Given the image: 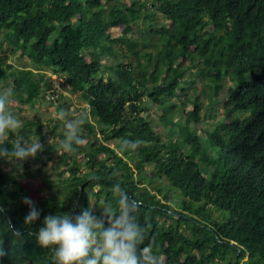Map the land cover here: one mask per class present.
<instances>
[{
  "label": "trees",
  "instance_id": "obj_1",
  "mask_svg": "<svg viewBox=\"0 0 264 264\" xmlns=\"http://www.w3.org/2000/svg\"><path fill=\"white\" fill-rule=\"evenodd\" d=\"M137 26L143 33L133 38ZM1 36L33 66L14 69L0 57V80L11 78L14 103L31 105L48 92L45 72L52 71L94 123L84 117V143L73 155L42 143L37 158L56 163L54 177L30 168L16 177L0 159V226L10 220L24 232L19 240L0 233V264H54L53 251L23 229L24 197L41 210L36 230L56 212L90 208L101 216L110 205L118 213L116 182L141 201V247L161 264H264V0H0ZM226 81L222 117L212 126ZM201 94L210 101L203 116ZM151 108L165 133L154 127ZM66 111V119L82 116ZM199 122L210 126L204 136L192 125ZM27 125L43 139L38 124ZM26 126L8 132L5 146L28 139ZM125 139L140 143L122 150ZM157 179L177 199L150 190Z\"/></svg>",
  "mask_w": 264,
  "mask_h": 264
},
{
  "label": "clouds",
  "instance_id": "obj_2",
  "mask_svg": "<svg viewBox=\"0 0 264 264\" xmlns=\"http://www.w3.org/2000/svg\"><path fill=\"white\" fill-rule=\"evenodd\" d=\"M13 96L12 89H0V134L21 127L22 121L5 111ZM57 116L66 119L67 114L61 109ZM85 123L83 116L66 119L59 145L61 150L74 152L75 146L84 143L81 131ZM139 143L125 139L122 150L135 149ZM5 144L0 141V159L16 163L35 158L44 150L40 141L29 139L17 140L11 147ZM112 191L118 198V213H113L110 205L103 207L101 216L94 215L90 208L75 216L71 212H56L44 216L36 230H32V225L40 220L41 210L30 197H24L23 203L29 211L24 217L23 229L34 236L42 248L53 251L54 264H161L159 255L150 246L141 247L146 233V228L137 221L141 201L129 195L120 182L112 185ZM3 211V205H0V214ZM2 232L17 240L24 235L22 229L14 227L10 220L0 226ZM4 255L0 248V257Z\"/></svg>",
  "mask_w": 264,
  "mask_h": 264
},
{
  "label": "rangeland",
  "instance_id": "obj_3",
  "mask_svg": "<svg viewBox=\"0 0 264 264\" xmlns=\"http://www.w3.org/2000/svg\"><path fill=\"white\" fill-rule=\"evenodd\" d=\"M126 1V0H124ZM160 17V16H159ZM141 33H143L141 26H137L133 29V32L131 36L133 38H139L141 37ZM2 36L0 38V57L2 58L3 62L5 64H8L14 69H32L33 66L31 65L30 60L24 56H20L19 54L12 55L11 48H9L2 40ZM150 51H153V49L150 48ZM5 68V65L2 66ZM35 71V70H34ZM9 71H7L8 73ZM46 76H50L51 79V88L48 92L45 94H42L33 104L31 105H17L13 101L6 107L5 111L12 113L15 115L18 119L22 121L21 127L14 131L15 134L20 132L22 128H25L27 122H31L35 125L40 126V135L43 137L41 139L39 136L35 135L36 127H28L30 130V136L29 140L32 141H40L41 144L44 142V144L50 146L53 144H57L61 142L60 139H58L59 134L62 131L63 125L66 123V119H59L57 116V110L56 107L58 105H62L63 110L67 112L69 111H77L79 115H82L83 117L88 118V120L91 123H94L93 119L89 116V109L86 107V105L82 104L76 96L72 95L69 91L60 88L59 87V78L52 72V71H46ZM9 74V73H8ZM6 84L1 82L0 80V89H12L11 88V78L8 76L6 80ZM196 84L199 86H203L202 83L197 80ZM230 87V84L228 81L225 82L223 85V88L221 92L218 94L216 100H219V102H216L213 104L212 109L213 111L211 114L214 115L212 119H210V124L213 126L215 121H218L221 119L222 111H223V101L226 99V92L227 89ZM191 91V89H190ZM53 101V103H51ZM201 102V111L200 116H203L205 112H207L208 105L210 103L209 99L201 94L200 97ZM190 107H185L183 111L180 112V115L182 117L185 115L184 112L188 111ZM67 114V113H66ZM150 117L152 118V123L154 127L159 126L162 133H165L166 130L163 128V125L158 120V115L160 114V111L158 108H151L148 112ZM78 116V115H77ZM193 127H196L199 129V133L204 136L202 130L209 128L210 126L207 125L205 122H199V123H193ZM209 126V127H208ZM97 128L96 126L94 127ZM163 128V130H162ZM29 130L26 129L24 133L28 134ZM9 136L8 131L0 134V141H4ZM20 140L23 138H19ZM18 139V140H19ZM205 141L203 140L202 143ZM116 141H112L109 143V146L116 147ZM204 147L208 150V152H211V155L213 157L216 156V149L214 147H207V144H204ZM60 152H65L61 150ZM69 155H73L72 152H68ZM2 169L6 170L8 172H12L14 176L19 177V175L23 174L24 172L28 171L27 168L32 169L33 171H36L38 169H42L41 175H46L49 178L54 177L58 169H56V163L55 162H47L44 158H29L21 163L11 162L8 160H3ZM151 166H146L147 170H151ZM39 179L31 180V182L34 185H38ZM152 186L154 188L161 187L162 193L166 194L170 199H177L178 193L172 190L168 183L163 179H157L152 183L150 187H148L150 190H152ZM45 195V193H44ZM162 198V197H160Z\"/></svg>",
  "mask_w": 264,
  "mask_h": 264
},
{
  "label": "water",
  "instance_id": "obj_4",
  "mask_svg": "<svg viewBox=\"0 0 264 264\" xmlns=\"http://www.w3.org/2000/svg\"><path fill=\"white\" fill-rule=\"evenodd\" d=\"M82 189V188H81ZM81 189H80V191H81ZM75 211V210H74ZM171 214H173V213H171Z\"/></svg>",
  "mask_w": 264,
  "mask_h": 264
}]
</instances>
